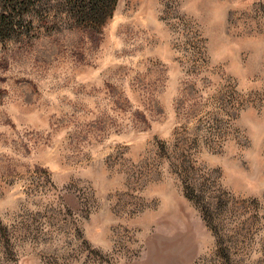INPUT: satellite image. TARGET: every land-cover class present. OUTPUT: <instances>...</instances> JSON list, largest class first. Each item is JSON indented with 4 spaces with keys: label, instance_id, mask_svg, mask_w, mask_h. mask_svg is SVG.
Listing matches in <instances>:
<instances>
[{
    "label": "rangeland",
    "instance_id": "374dc122",
    "mask_svg": "<svg viewBox=\"0 0 264 264\" xmlns=\"http://www.w3.org/2000/svg\"><path fill=\"white\" fill-rule=\"evenodd\" d=\"M0 42V264H264V0H65Z\"/></svg>",
    "mask_w": 264,
    "mask_h": 264
},
{
    "label": "trees",
    "instance_id": "16d2710c",
    "mask_svg": "<svg viewBox=\"0 0 264 264\" xmlns=\"http://www.w3.org/2000/svg\"><path fill=\"white\" fill-rule=\"evenodd\" d=\"M67 14L81 25L99 30L112 17L118 0H65ZM36 1L0 0V42L18 38L34 23Z\"/></svg>",
    "mask_w": 264,
    "mask_h": 264
}]
</instances>
